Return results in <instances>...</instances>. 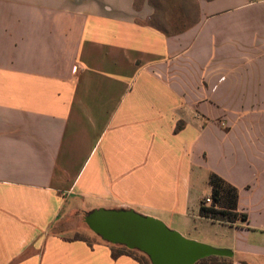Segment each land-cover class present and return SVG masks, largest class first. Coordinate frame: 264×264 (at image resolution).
<instances>
[{
	"label": "crops",
	"instance_id": "obj_1",
	"mask_svg": "<svg viewBox=\"0 0 264 264\" xmlns=\"http://www.w3.org/2000/svg\"><path fill=\"white\" fill-rule=\"evenodd\" d=\"M188 3L0 0V264H141L71 227L101 207L264 264V0ZM211 173L247 222L200 215Z\"/></svg>",
	"mask_w": 264,
	"mask_h": 264
},
{
	"label": "water",
	"instance_id": "obj_2",
	"mask_svg": "<svg viewBox=\"0 0 264 264\" xmlns=\"http://www.w3.org/2000/svg\"><path fill=\"white\" fill-rule=\"evenodd\" d=\"M84 220L104 241L138 250L151 264H196L210 256H233L229 248L187 238L161 219L134 209L95 208Z\"/></svg>",
	"mask_w": 264,
	"mask_h": 264
},
{
	"label": "trees",
	"instance_id": "obj_3",
	"mask_svg": "<svg viewBox=\"0 0 264 264\" xmlns=\"http://www.w3.org/2000/svg\"><path fill=\"white\" fill-rule=\"evenodd\" d=\"M186 2V0H183ZM153 6L157 11L160 10V6L156 2H152ZM184 13H188L186 9V4H183ZM209 184L212 189L211 198L212 203L208 204L205 199L202 201L200 207V215L205 218H209L215 221H221L226 223H236L238 221L247 222V213L240 212L238 210V189L222 178L216 173H211L209 176ZM113 247L115 245H112ZM138 251V250H137ZM114 254H131L141 264H151L150 259L146 257L144 253L142 255H137L135 250L129 249L125 246H118V250H113ZM224 256H210L199 260L196 264H231L225 262Z\"/></svg>",
	"mask_w": 264,
	"mask_h": 264
},
{
	"label": "rangeland",
	"instance_id": "obj_4",
	"mask_svg": "<svg viewBox=\"0 0 264 264\" xmlns=\"http://www.w3.org/2000/svg\"><path fill=\"white\" fill-rule=\"evenodd\" d=\"M143 1V0H141ZM149 3L151 4V0H148ZM152 2H156L158 5H160L162 7V9L164 11H166L165 16L167 17V19H169L171 21V24L169 25L170 27H179V26H183L185 22H187L186 20L189 18L190 16V12L188 13H184L183 11V4H186V9L189 11V9H194L193 6H191L188 2L189 0H186V2H183V0H152ZM186 24V23H185ZM87 212L84 213H80V214H74V215H70L68 220L71 223V227H74L75 223H78L79 225L77 227H79L77 229V227H75L76 230L80 231V232H84L87 235H92L94 238H97L98 236L94 233H92L91 229L89 228V226L87 225V223L84 220L85 214ZM74 223V224H73ZM166 223V222H165ZM167 224V223H166ZM84 225L86 228L83 229L82 226ZM168 225V224H167ZM169 226V225H168ZM186 237V236H185ZM188 238V237H187ZM135 253L137 255H142L140 251L135 250ZM146 257H148L146 255Z\"/></svg>",
	"mask_w": 264,
	"mask_h": 264
},
{
	"label": "built area",
	"instance_id": "obj_5",
	"mask_svg": "<svg viewBox=\"0 0 264 264\" xmlns=\"http://www.w3.org/2000/svg\"><path fill=\"white\" fill-rule=\"evenodd\" d=\"M205 200H206V202H207L208 204L212 203V198H211V196H207V197H205Z\"/></svg>",
	"mask_w": 264,
	"mask_h": 264
}]
</instances>
